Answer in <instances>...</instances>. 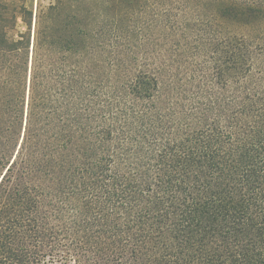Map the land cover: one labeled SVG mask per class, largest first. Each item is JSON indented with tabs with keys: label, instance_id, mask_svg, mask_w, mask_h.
Here are the masks:
<instances>
[{
	"label": "trees",
	"instance_id": "trees-1",
	"mask_svg": "<svg viewBox=\"0 0 264 264\" xmlns=\"http://www.w3.org/2000/svg\"><path fill=\"white\" fill-rule=\"evenodd\" d=\"M33 6L0 0V264H264V0Z\"/></svg>",
	"mask_w": 264,
	"mask_h": 264
},
{
	"label": "rangeland",
	"instance_id": "rangeland-1",
	"mask_svg": "<svg viewBox=\"0 0 264 264\" xmlns=\"http://www.w3.org/2000/svg\"><path fill=\"white\" fill-rule=\"evenodd\" d=\"M1 1H5L6 3H10V2H12V1H14V3L15 4H18V6H20V5H25L26 7H28V8H30V6H31V2H33L34 3V6H33V10L35 11L36 9H35V2H36V0H1ZM41 1V3H42V5L43 6H47V5H49V4H54L55 3V0H40ZM19 23H18V29L20 30V31H25V26H24V24L21 22V20H19L18 21Z\"/></svg>",
	"mask_w": 264,
	"mask_h": 264
}]
</instances>
